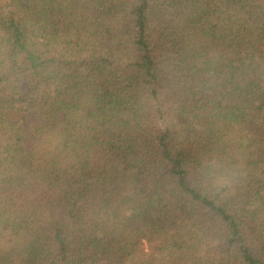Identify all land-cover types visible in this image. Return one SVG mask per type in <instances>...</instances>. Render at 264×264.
<instances>
[{"label": "trees", "instance_id": "trees-1", "mask_svg": "<svg viewBox=\"0 0 264 264\" xmlns=\"http://www.w3.org/2000/svg\"><path fill=\"white\" fill-rule=\"evenodd\" d=\"M6 1L0 264H264V0Z\"/></svg>", "mask_w": 264, "mask_h": 264}, {"label": "rangeland", "instance_id": "rangeland-1", "mask_svg": "<svg viewBox=\"0 0 264 264\" xmlns=\"http://www.w3.org/2000/svg\"><path fill=\"white\" fill-rule=\"evenodd\" d=\"M1 9H4V10L10 9L6 0H0V10Z\"/></svg>", "mask_w": 264, "mask_h": 264}, {"label": "clouds", "instance_id": "clouds-1", "mask_svg": "<svg viewBox=\"0 0 264 264\" xmlns=\"http://www.w3.org/2000/svg\"><path fill=\"white\" fill-rule=\"evenodd\" d=\"M224 183H226V182H222L221 186H224Z\"/></svg>", "mask_w": 264, "mask_h": 264}]
</instances>
